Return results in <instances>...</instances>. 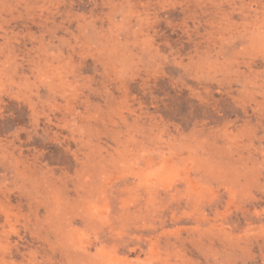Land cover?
I'll return each instance as SVG.
<instances>
[{"label":"rangeland","instance_id":"1","mask_svg":"<svg viewBox=\"0 0 264 264\" xmlns=\"http://www.w3.org/2000/svg\"><path fill=\"white\" fill-rule=\"evenodd\" d=\"M0 264H264V0H0Z\"/></svg>","mask_w":264,"mask_h":264}]
</instances>
